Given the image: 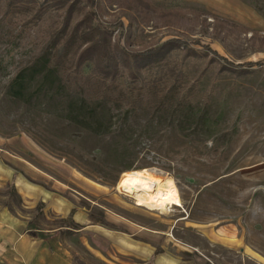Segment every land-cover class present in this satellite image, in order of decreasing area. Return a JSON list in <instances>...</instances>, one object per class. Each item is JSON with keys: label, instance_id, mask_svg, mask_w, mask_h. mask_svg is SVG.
Wrapping results in <instances>:
<instances>
[{"label": "rangeland", "instance_id": "374dc122", "mask_svg": "<svg viewBox=\"0 0 264 264\" xmlns=\"http://www.w3.org/2000/svg\"><path fill=\"white\" fill-rule=\"evenodd\" d=\"M136 1L94 0L134 51L189 40L184 76L152 85L72 69L29 109L6 85L64 11L23 30L0 0V264H26L48 237L76 264H264V0H149L147 20ZM128 163L172 177L182 204L137 205L118 189Z\"/></svg>", "mask_w": 264, "mask_h": 264}, {"label": "trees", "instance_id": "16d2710c", "mask_svg": "<svg viewBox=\"0 0 264 264\" xmlns=\"http://www.w3.org/2000/svg\"><path fill=\"white\" fill-rule=\"evenodd\" d=\"M3 1V14L15 18L23 30L38 25L53 9L64 11L60 27L46 41L34 64L20 69L6 85V98L29 109L42 104V99L49 98L33 96L40 94L45 87L51 88L61 82L63 78L60 74L71 75L72 69L77 74L84 75V70L88 68L89 78H99L103 81H116L122 76H127L130 82L148 80L152 85H157L174 76V80L184 76L185 62L196 53L191 47V42L181 37H172L142 51L130 49L122 40V35L118 40H114L112 35L114 25L123 27V21L119 20L111 25L103 22L96 11L94 0L93 3L91 0L81 2L86 6L92 5L91 10L80 19L76 17L81 6L78 5L80 0ZM151 8L153 7L149 0H137L134 6L128 7L138 15L146 14L145 20L148 19ZM210 51L215 56H220L215 49ZM176 63L179 64L175 65ZM248 63L253 65L256 62ZM39 77L41 81L38 87L30 93L31 82ZM85 101L84 99L83 102ZM76 106H72L71 111L75 110ZM70 116L77 118L75 114ZM128 169H131L129 163L123 165L120 170Z\"/></svg>", "mask_w": 264, "mask_h": 264}, {"label": "bare ground", "instance_id": "6f19581e", "mask_svg": "<svg viewBox=\"0 0 264 264\" xmlns=\"http://www.w3.org/2000/svg\"><path fill=\"white\" fill-rule=\"evenodd\" d=\"M118 189L133 196L139 206L166 212L182 204L174 179L164 177L149 168L125 171L118 181Z\"/></svg>", "mask_w": 264, "mask_h": 264}, {"label": "crops", "instance_id": "0c3cea01", "mask_svg": "<svg viewBox=\"0 0 264 264\" xmlns=\"http://www.w3.org/2000/svg\"><path fill=\"white\" fill-rule=\"evenodd\" d=\"M59 233V230H56L53 236ZM49 239L50 237L41 239L39 248L29 249L27 253L21 255V260L26 261V264H76L65 256L54 253L52 245L48 244Z\"/></svg>", "mask_w": 264, "mask_h": 264}]
</instances>
